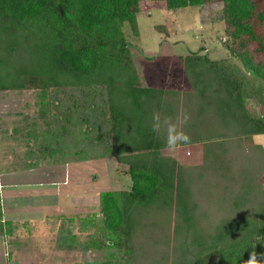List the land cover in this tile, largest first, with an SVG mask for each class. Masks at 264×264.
<instances>
[{"label":"trees","instance_id":"trees-1","mask_svg":"<svg viewBox=\"0 0 264 264\" xmlns=\"http://www.w3.org/2000/svg\"><path fill=\"white\" fill-rule=\"evenodd\" d=\"M145 1L170 10L221 2L236 63L188 52L178 58L189 91L144 85L124 29L138 37ZM256 26V0H0V92L34 90L40 116L53 119L42 134L53 146L34 136L40 158L31 153L22 168L115 159L130 180L82 216H55L58 248L99 254L88 264H246L252 252L264 264V149L251 144L264 111L247 107L264 108V62L249 50L255 41L264 51ZM155 112L173 123L188 114L190 142L180 146L201 144L199 165L162 153ZM13 127L0 142L15 139Z\"/></svg>","mask_w":264,"mask_h":264},{"label":"rangeland","instance_id":"rangeland-1","mask_svg":"<svg viewBox=\"0 0 264 264\" xmlns=\"http://www.w3.org/2000/svg\"><path fill=\"white\" fill-rule=\"evenodd\" d=\"M256 1L259 9L264 7V0ZM222 8L223 5L219 1L176 10L166 9L165 4L160 1L142 2L137 15L138 37L133 36L128 29H124L128 42L132 46V60L142 79L141 82L153 88L189 91L190 87L178 56L192 52L195 54L207 53L211 60L230 59L231 56L226 48L227 45H230L231 40L224 31ZM255 30L257 33H264V28L256 26ZM258 46V43L253 41L249 45V50L255 51L254 57L257 61L264 62V51H256ZM230 61L236 63L237 60L230 59ZM237 64H240L239 61ZM247 107L253 113L264 111V108L254 100H247ZM48 114L44 117L40 116L34 90L0 92V134L14 125L13 128L18 129L16 134H13L15 139L6 137L0 142V167L2 168V184L5 188L3 192L0 191V198L6 197L16 207L29 206L31 208L33 206L34 211H37L34 218L39 219L41 223L37 227L36 234L31 237V239L38 240L39 243L36 241L32 244L29 243L25 248H21L16 256L28 258L23 261L29 264H88L95 258L96 253L66 250L56 246L54 239L58 222L52 221L53 208L49 214L46 207L51 203L58 204L57 196H60L61 206L68 208L69 211L65 209L62 213L57 212V216H82L91 207L84 210L78 205L79 207L75 210L76 205L73 207L71 204L76 198L68 197L71 192L72 195L86 193L87 199L83 198L89 199V205L96 203L99 193L102 191L127 188L129 178L124 173L126 167L117 164L115 159L90 160L71 163L69 166L57 165L39 168L33 175L31 172H20L24 164L34 162V156L30 155L31 153L34 152L40 158V145L34 141V136L37 142L46 139L47 136L44 138L42 134L48 123L53 121L47 116ZM60 124L64 125V123ZM31 130L34 133L32 132L33 134L28 139L26 134ZM37 134L39 135L36 138ZM49 139L50 137H47V147H49L48 144L53 146V139L51 141ZM65 139H70L69 135L67 137L66 134ZM247 144L250 142L248 141ZM251 144H260L264 149V134L252 136ZM162 153L177 159L184 166L199 165L202 162L201 144L179 146L175 151L165 149ZM116 166L118 168L116 175H105V173H111ZM13 171H15L14 174ZM261 183L264 186V169ZM24 195L33 196L26 199L22 197ZM36 205L39 206L38 209ZM1 217L2 211L0 234L3 231L13 230L14 221L9 217L11 220L1 223ZM4 218H6L5 215ZM25 229L30 230L29 226ZM22 236L26 241L30 238L25 230L18 237ZM35 247L38 248V251L33 250ZM41 253L48 255L41 257Z\"/></svg>","mask_w":264,"mask_h":264},{"label":"crops","instance_id":"crops-1","mask_svg":"<svg viewBox=\"0 0 264 264\" xmlns=\"http://www.w3.org/2000/svg\"><path fill=\"white\" fill-rule=\"evenodd\" d=\"M107 160V159H105ZM5 162V160H3ZM71 163L69 164H65L63 166H69ZM62 166V165H60ZM39 168H48V166H39V167H35V168H22V171L24 172H31L32 175L33 173H36L37 170H39ZM117 166L114 167L111 171V173H105V175H116L117 173ZM15 171H13L12 173L14 174ZM115 173V174H114ZM127 176V175H126ZM129 178V177H128ZM2 173H0V191L2 190V192L4 191V184H2ZM128 185H130V180ZM27 187L29 188V185H27ZM53 194V193H51ZM35 196V194H33ZM30 195V196H33ZM54 195V194H53ZM27 195H24L22 197L26 198L30 197ZM71 199H73L74 197L76 198V200H74V202H72V206L75 207V210L79 207L78 205H80V208H87L90 206H94L93 204H89V199L85 200L84 198L87 199V195L86 193H74L72 195V192L69 194V196ZM84 197V198H83ZM58 198V204L57 203H51L49 202L50 206L46 207L48 210V213L51 214L50 210L51 208H53V219L55 218V216H57V212H64L65 209L67 211H69L68 208H65L63 206H61L62 202L60 203V196H57ZM77 200H79V202H77ZM69 202H71V200H69ZM84 202V205H83ZM0 204H1V211H2V219H1V223H3V221L6 220H13L14 221V225H12V229L11 231H3L2 234H0V264H29L27 262H24L23 260L28 259V258H19L18 256H16V253L22 248H25L29 243H34L35 241L39 243L38 240L36 239H31V237L34 236V234H36L37 232V227H39L41 224L39 219H35L34 216L36 215L37 211H34L33 206H31V208L29 206H22V207H16L15 205H12V201H8L6 199V197H1L0 198ZM15 206V207H14ZM63 207V210H61ZM36 208L38 209L39 206L36 205ZM44 208V207H41ZM26 213V214H25ZM60 213V214H61ZM4 218L3 219V217ZM11 219H10V218ZM52 219V221H53ZM29 226L30 230L27 231L25 228ZM11 228V227H10ZM25 230V232L28 234V236H30V238H26L28 239L27 241L25 239H23V236L21 238H19L18 236L20 235V233ZM21 239V240H20ZM22 246V247H21ZM33 250L38 251V248H34ZM48 254H43L41 253V257H47ZM18 257V259H17ZM34 264V263H32ZM49 264V263H46Z\"/></svg>","mask_w":264,"mask_h":264},{"label":"clouds","instance_id":"clouds-1","mask_svg":"<svg viewBox=\"0 0 264 264\" xmlns=\"http://www.w3.org/2000/svg\"><path fill=\"white\" fill-rule=\"evenodd\" d=\"M188 120L189 116L185 113L182 117L177 116L176 122L173 123L170 117L162 118L159 112H155L152 115L151 130L158 137L162 136L165 139V145L169 151H175L181 144L190 142V136L182 130V126ZM246 264H260L256 252H252Z\"/></svg>","mask_w":264,"mask_h":264}]
</instances>
